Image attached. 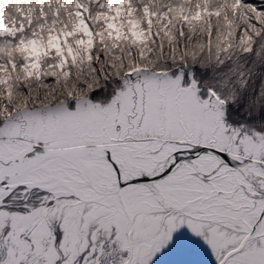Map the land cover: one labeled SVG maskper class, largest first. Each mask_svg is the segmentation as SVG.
<instances>
[{
    "label": "snow or ice",
    "instance_id": "6c2138e0",
    "mask_svg": "<svg viewBox=\"0 0 264 264\" xmlns=\"http://www.w3.org/2000/svg\"><path fill=\"white\" fill-rule=\"evenodd\" d=\"M72 2L39 35L0 12V264H264V0L210 66L165 48L203 9Z\"/></svg>",
    "mask_w": 264,
    "mask_h": 264
},
{
    "label": "trees",
    "instance_id": "16d2710c",
    "mask_svg": "<svg viewBox=\"0 0 264 264\" xmlns=\"http://www.w3.org/2000/svg\"><path fill=\"white\" fill-rule=\"evenodd\" d=\"M258 2L259 0H245V5L247 3ZM245 5L238 3V0H207V3H204L203 0H191L190 3H183L182 0H155V3H152L151 0H144V2L141 3L140 0H134L133 7L141 10L137 13V18L139 19L145 17L144 12L142 11L145 6L153 11H162L169 6L182 7L185 10L191 9L197 22H199V18L202 15L201 9H203L204 24L205 19H209V23L213 24V22H217L218 18L225 14L226 17L224 20L228 21L230 30L234 33L231 37L233 51L239 52L240 39L242 38V30L244 29V24L242 25V19L240 20V17L243 18L245 14H251ZM119 7L123 8L124 6L120 5ZM209 9H211V11H209ZM101 10L102 9L97 8L95 4L91 5V12L93 15ZM75 11V7L69 5L66 0L63 4L52 2L43 5L39 3V0H31L29 3H17L15 0L12 3H9L8 0H5L4 3H0V12L3 13V20L7 21L8 24H12L14 21V26L24 24L26 26V31L23 35L25 36H31L33 33L39 35L42 26L51 24L57 20V13H59V22L67 25L70 20V14L74 18ZM128 14L129 16L132 15L131 9ZM44 17H47V19L45 20ZM29 20L31 21L30 26H28ZM183 23V20L176 18L177 25ZM262 26H264V24H262ZM204 27L205 25H203V31H201L199 27L194 31L190 30L188 27H184L183 37L179 35V29L177 28L175 35L178 37V40H176V43L174 44L181 49L187 48L189 52L196 51L198 55L196 62L205 66H210V63H214V61H212V58L206 51L203 55H200L199 53L201 49L198 48L199 45H204L205 47L207 45V34L206 36H203V33L205 32ZM225 29V26L217 25L212 28L213 56L215 55L217 37L221 36ZM46 31L47 30L45 29V34ZM221 43H223V41H221ZM256 43L264 45V38L257 40ZM153 47L156 49L153 54H156L157 59L159 56L158 45ZM97 49L98 51H102L99 45H97ZM17 61L19 62V56H17ZM213 73H215V69H213ZM17 102H22V98Z\"/></svg>",
    "mask_w": 264,
    "mask_h": 264
},
{
    "label": "rangeland",
    "instance_id": "374dc122",
    "mask_svg": "<svg viewBox=\"0 0 264 264\" xmlns=\"http://www.w3.org/2000/svg\"><path fill=\"white\" fill-rule=\"evenodd\" d=\"M66 2L69 5H71L72 7H75V4H74V2H72V0H66ZM249 15L250 14H245L243 18L240 17V20L242 19L241 20L242 21V25L244 24V26H243L244 28L247 27V24H248L247 17ZM225 17H226L225 14L222 15L221 17L218 18L217 22H213V24L209 23V19H207V20L205 19V24H204L205 25V27H204L205 32L203 33V36H206L207 29H208V25L209 24L211 26V29L214 28L216 25L217 26H225L226 29L223 31V34L226 33V32H228L230 30V26H229L228 21L227 20H224ZM0 26L7 27V25L6 24H3V23H0ZM176 40H178V37H176V39H175V41L173 42L172 45L165 44L166 45L165 47L168 48V47H171V46H175L174 43H176ZM126 59H131V57H126ZM155 60H156V54H153L152 61L155 62ZM212 61H214V60L212 59ZM193 259L200 261L201 264H210V257L207 256V255H204V254H201L198 257H179V256H176L175 254H166L165 257L162 258L161 264H177L178 261H183V260L190 261V260H193Z\"/></svg>",
    "mask_w": 264,
    "mask_h": 264
}]
</instances>
